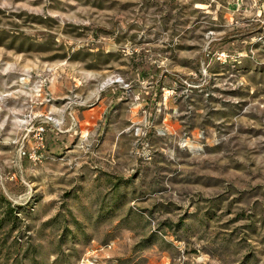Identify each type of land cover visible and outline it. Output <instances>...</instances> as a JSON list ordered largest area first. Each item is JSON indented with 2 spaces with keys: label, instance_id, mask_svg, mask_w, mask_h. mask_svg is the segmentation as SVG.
<instances>
[{
  "label": "rangeland",
  "instance_id": "rangeland-1",
  "mask_svg": "<svg viewBox=\"0 0 264 264\" xmlns=\"http://www.w3.org/2000/svg\"><path fill=\"white\" fill-rule=\"evenodd\" d=\"M0 264H264V0H0Z\"/></svg>",
  "mask_w": 264,
  "mask_h": 264
},
{
  "label": "built area",
  "instance_id": "built-area-1",
  "mask_svg": "<svg viewBox=\"0 0 264 264\" xmlns=\"http://www.w3.org/2000/svg\"><path fill=\"white\" fill-rule=\"evenodd\" d=\"M43 130H44V127L42 125H39L37 127V134H38V138L40 139V141L43 138Z\"/></svg>",
  "mask_w": 264,
  "mask_h": 264
}]
</instances>
